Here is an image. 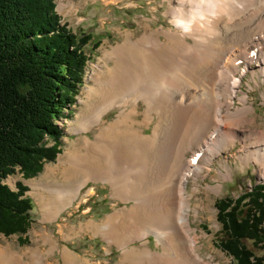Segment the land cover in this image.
<instances>
[{
	"label": "rangeland",
	"instance_id": "obj_1",
	"mask_svg": "<svg viewBox=\"0 0 264 264\" xmlns=\"http://www.w3.org/2000/svg\"><path fill=\"white\" fill-rule=\"evenodd\" d=\"M178 1L180 0L53 1L56 13L60 18V26L66 27L79 39L87 37L86 45L81 48L86 59L85 66L78 94L74 97L73 103L64 106L61 116L55 122L63 133L58 146L60 153L52 162H45L41 171L34 177L25 178L18 171L3 181L12 191H16V185L27 188L25 197L32 203L30 217L33 221L30 229L23 235L25 238L22 243L17 240V235L4 236L0 234V250L5 249L7 264H64L63 255L68 264H159L158 261L162 259L160 255L162 252L161 243L152 235L143 238L142 231L137 232V228L132 222L135 212L131 208L137 200L126 201L122 198L123 193L113 192L114 196L110 185L101 181H89L80 189L72 204L64 209L57 218L44 220L37 201L31 195L33 192L31 185L32 182L39 181L47 168H56L58 158L68 147L74 145L76 140L81 139L82 136L94 138L97 132L95 127L89 132L72 131L69 133L68 130L73 127V122L82 109L79 100L83 99L84 91L92 87V79L97 77L105 64L107 68L113 66V61L109 56L113 49L126 44V42L139 40L144 35L151 33L152 37L158 39L162 44L167 42L169 34L186 37L180 31L187 25L177 28L174 18L176 15L173 14L175 9L179 8ZM195 5L198 6V3L186 4L183 14L186 12L191 17L195 13ZM180 20L189 25L193 23L186 19ZM256 36L257 38H255ZM263 38L264 33H258L227 53L224 60L229 59L228 69H221V62L219 64L215 62L216 64L212 67L207 65L209 68L211 67L210 72L214 73L215 71V73H212L209 78L208 73L203 72L206 79L199 83V86L203 87H201L202 90L199 87L202 91L200 94H203L202 97L195 100L196 102L187 99V96L182 100L184 106L188 110L192 109L193 112L200 111L208 100L213 104L214 110L218 107L221 110L217 128L208 132V134H214L215 130L219 129L218 137H215L210 145L212 148L215 144L214 149H211L212 155L202 153L203 157L201 155L195 162L198 171L192 173L184 186L187 203L191 210L189 220L191 233L189 235L196 242L193 254L197 255L200 261L202 260L201 264H233L232 258L218 246L219 239L223 238V234L221 225L217 221L215 203L225 198L237 199L244 191L250 190L259 183H264V71L262 70L264 65L260 64V60H264ZM185 41L187 49L182 54L179 63L184 61L191 66L200 51L193 48L191 39L186 38ZM220 41L221 39L218 44ZM209 43L212 46L214 41L210 40ZM216 46L217 44L214 48ZM255 46L259 48L256 58L250 55L253 48H256ZM105 53H107V60L103 56ZM233 55L238 59L237 67L231 60ZM200 61L202 62V60ZM200 61L198 64L204 63H200ZM232 70L234 72H231L230 75L229 73L225 74ZM180 78L182 79V77L175 76L171 82H163L165 85L163 83L154 85L152 88L157 93L156 98L160 99L163 96L169 99L170 94L173 93L176 94L174 100H177L179 97H177V92L184 87V83H182L184 81ZM172 82H175L173 86ZM176 83H178L177 88L174 87ZM203 84H207L206 88ZM139 87L145 90V88H150V85L145 83ZM163 92L168 94L164 93V95ZM127 94L128 92L125 95ZM122 109L117 107L107 112V115L104 116L107 124L113 122L117 113ZM130 110L131 106L129 105L123 111ZM144 111L145 104L139 101L137 114L133 118L134 128H140L145 135H151L152 128L161 113L156 115L154 112L149 116L145 114V116ZM215 114L216 112L213 115ZM186 117L184 119L187 121L183 119L182 123L185 126L182 127L183 135L180 133L181 135L175 141L176 149L172 156L178 160L182 155L183 168L188 166L190 160L193 159L192 155H195L208 139L207 134L201 141L200 138L195 140L199 135L198 130L196 129L197 132H194L191 120ZM214 117L216 118V115ZM193 123L196 127V122ZM44 141L46 147L54 145L48 139ZM58 181L57 178L52 182L59 183ZM75 185L78 186V184ZM75 185L71 186L76 187ZM117 196L118 198H116ZM106 219L107 223L104 224ZM122 221L126 222L125 227H127L124 234L116 228L119 223H123ZM131 222L132 224H130ZM90 224L102 226L105 236L94 234ZM262 227L264 229V222ZM135 228L136 230H134ZM114 231L116 233H113ZM115 234L116 236L120 234V236L118 235L120 240L117 242L113 240L116 238ZM244 244L257 256L264 255L263 247L255 249L250 242ZM146 250H149V254L153 257L149 259L150 262L141 260ZM31 253H34V258Z\"/></svg>",
	"mask_w": 264,
	"mask_h": 264
},
{
	"label": "bare ground",
	"instance_id": "obj_2",
	"mask_svg": "<svg viewBox=\"0 0 264 264\" xmlns=\"http://www.w3.org/2000/svg\"><path fill=\"white\" fill-rule=\"evenodd\" d=\"M192 2L198 3V6L195 5V13L190 17L186 12L183 14V11L185 5ZM178 5L179 8L175 9L173 14L176 15L174 18L177 28L187 25L180 31L186 37L169 34L167 42L162 44L158 39L153 38L151 33L139 40L126 42L110 52L113 66L107 68L105 64L97 77L92 79V87L86 89L83 99L79 100L82 109L76 116L73 127L68 130L69 133L89 132L95 127L97 132L94 138L82 136L74 145L68 147L58 158L56 168H47L39 181H36L37 183L32 182L31 195L37 201L43 219L51 220L57 218L72 204L80 189L89 181L104 182L110 185L114 196L113 192L123 193L122 198L126 201L137 200L131 208L135 212L132 222L137 232L142 231L143 238L152 235L161 243L162 259L157 260L159 264H201L202 260L200 261L199 257L193 254L196 242L189 235L191 210L184 186L192 173L198 171L195 162L202 153L212 155L211 149H214L215 144L212 148L210 145L213 139L218 137L219 129H216L214 134L208 132L217 128L221 110L220 107L216 109L217 111L214 110L213 104L208 100L200 111L193 112L192 109L188 110L184 106L182 100L185 96L194 102L199 100L203 95L200 94L203 87L201 88L199 83L206 79L203 72H207L211 78L213 72L211 73L209 69L216 64L215 62L218 64L221 62V69H228L229 59L224 60L226 54L250 37L264 33V0H180ZM180 19L193 23L185 24ZM186 38L192 40L196 51H200L191 66L184 61L179 63L187 49ZM210 40L214 41L212 46ZM255 47L250 52L254 58L259 51V48ZM103 56L107 60V53ZM231 60L234 65L238 62L234 55ZM199 61L202 64H198ZM260 64L264 65V60L261 59ZM234 70L225 74L230 75ZM262 70L264 71V68ZM175 76L182 77L180 79L184 81L182 82L184 87L177 92V97L179 96L177 100H174L176 94L173 93L170 94L169 99L163 96L160 99L156 98L157 93L152 87L158 83L171 82ZM175 82L171 83L172 86ZM145 83H148L150 88L143 90L139 85ZM127 92L128 94L125 95ZM139 101L145 104L144 115L161 113L152 128L151 135H145L140 128H134L133 118L137 114ZM129 105L131 110L123 111ZM117 107L123 109L117 113L113 122L107 124L104 116ZM214 112H216L215 119ZM184 117L191 120L194 132L198 130L199 135L195 140L200 138L201 141L208 134L206 143L196 152L199 154L192 155L193 159L188 166L186 165L187 167L184 166L185 168L182 166V155L178 160L172 157L176 149L175 141L181 134L183 135ZM193 122H196V127ZM57 178L59 183H53L52 181ZM72 184L78 186L73 187ZM125 223H119L116 227L123 234L125 228L127 229ZM90 226L94 234L105 236L102 226L99 224H90ZM118 235L115 234L116 238L113 239L116 242L120 240ZM149 253V250H146L141 260L152 259ZM31 254L34 258V253ZM63 262L67 263L64 255ZM0 264H7L5 249L0 250Z\"/></svg>",
	"mask_w": 264,
	"mask_h": 264
},
{
	"label": "trees",
	"instance_id": "obj_3",
	"mask_svg": "<svg viewBox=\"0 0 264 264\" xmlns=\"http://www.w3.org/2000/svg\"><path fill=\"white\" fill-rule=\"evenodd\" d=\"M54 0H0V234L30 229L27 188L12 191L3 181L16 172L36 176L60 153L55 122L78 94L86 38H77L56 13ZM45 139L54 143L45 146ZM223 238L219 248L233 264H264L244 243L264 248V183L237 199L215 203ZM22 243V240L19 239Z\"/></svg>",
	"mask_w": 264,
	"mask_h": 264
},
{
	"label": "crops",
	"instance_id": "obj_4",
	"mask_svg": "<svg viewBox=\"0 0 264 264\" xmlns=\"http://www.w3.org/2000/svg\"><path fill=\"white\" fill-rule=\"evenodd\" d=\"M24 238H25V236H23V235L22 236L17 235V240H19V239L23 240Z\"/></svg>",
	"mask_w": 264,
	"mask_h": 264
}]
</instances>
